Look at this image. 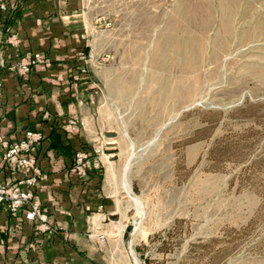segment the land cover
I'll return each instance as SVG.
<instances>
[{
  "label": "rangeland",
  "instance_id": "obj_1",
  "mask_svg": "<svg viewBox=\"0 0 264 264\" xmlns=\"http://www.w3.org/2000/svg\"><path fill=\"white\" fill-rule=\"evenodd\" d=\"M83 4L125 261L264 264V0Z\"/></svg>",
  "mask_w": 264,
  "mask_h": 264
},
{
  "label": "crops",
  "instance_id": "obj_2",
  "mask_svg": "<svg viewBox=\"0 0 264 264\" xmlns=\"http://www.w3.org/2000/svg\"><path fill=\"white\" fill-rule=\"evenodd\" d=\"M0 1L8 4L0 12V181L21 176L5 169L4 142L41 132L36 158L46 178L34 191L51 229L42 231L0 206V264H129L120 198L126 172L118 168V153L107 154L102 169L85 177L70 172L74 154L91 151L101 138L105 150H117L102 136L108 132L103 68L96 64V39L83 0ZM11 35L17 39L13 44ZM29 52L44 54L50 66H37L26 76L9 70ZM70 119L84 121V127L71 131Z\"/></svg>",
  "mask_w": 264,
  "mask_h": 264
},
{
  "label": "built area",
  "instance_id": "obj_3",
  "mask_svg": "<svg viewBox=\"0 0 264 264\" xmlns=\"http://www.w3.org/2000/svg\"><path fill=\"white\" fill-rule=\"evenodd\" d=\"M8 9L6 2L0 1V12ZM107 19H105L106 21ZM17 41L16 36L11 35L8 42L13 44ZM89 59H92L90 56ZM109 55L96 58V64L109 61ZM37 66H50V59L40 52H29L24 54L9 70L20 75H28ZM86 68L80 70L81 74L86 73ZM2 84L0 81V93ZM71 131L78 127H84V121L70 119L68 122ZM44 135L37 131H26L21 140L15 143L4 142L5 153L3 164L11 174L21 175L9 183L0 181V206L10 214L21 213L27 221L36 222L42 231H51L46 223V216L42 213L40 203L34 188L38 182L44 180L45 174L41 171L36 158V146L42 141ZM105 143L101 138L94 144L91 151H79L74 154L70 172L78 177H85L91 170H100L103 167V160L106 157ZM98 239L104 241V236L99 235Z\"/></svg>",
  "mask_w": 264,
  "mask_h": 264
},
{
  "label": "bare ground",
  "instance_id": "obj_4",
  "mask_svg": "<svg viewBox=\"0 0 264 264\" xmlns=\"http://www.w3.org/2000/svg\"><path fill=\"white\" fill-rule=\"evenodd\" d=\"M129 162H130V160H129ZM127 163H128V162H127ZM128 165H129V163H128ZM124 187H125V190H127V191L129 192L128 185L125 184ZM135 204H136V207H137L139 210H141V216L144 217V216H143L144 213H143V210H142L141 205H140L137 201H135ZM142 219H143V218H142ZM133 232H134V231H133ZM132 234H133V233H132ZM132 234H131V235H132Z\"/></svg>",
  "mask_w": 264,
  "mask_h": 264
},
{
  "label": "water",
  "instance_id": "obj_5",
  "mask_svg": "<svg viewBox=\"0 0 264 264\" xmlns=\"http://www.w3.org/2000/svg\"><path fill=\"white\" fill-rule=\"evenodd\" d=\"M105 154H110L109 150H105ZM126 231L132 234L133 231H134V226L133 225H128L126 227Z\"/></svg>",
  "mask_w": 264,
  "mask_h": 264
}]
</instances>
